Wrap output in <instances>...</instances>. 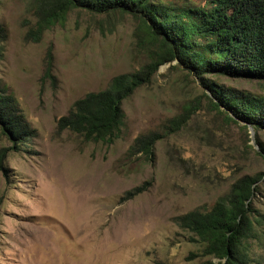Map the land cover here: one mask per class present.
Instances as JSON below:
<instances>
[{
  "label": "rangeland",
  "instance_id": "obj_1",
  "mask_svg": "<svg viewBox=\"0 0 264 264\" xmlns=\"http://www.w3.org/2000/svg\"><path fill=\"white\" fill-rule=\"evenodd\" d=\"M41 9L40 0H0V89L33 132L18 147L0 129V264H199L201 245L173 218L209 209L244 175L261 177L252 198L259 223L247 249L254 264H264V154L257 144L264 146V131L226 120L208 89L175 61L122 103L113 143L58 130L77 99L139 70L158 46L124 12L74 8L37 33ZM203 78L264 95V80ZM185 114L182 126L171 125ZM149 133L159 136L152 155H130L134 140ZM138 186L145 191L125 200Z\"/></svg>",
  "mask_w": 264,
  "mask_h": 264
},
{
  "label": "trees",
  "instance_id": "obj_2",
  "mask_svg": "<svg viewBox=\"0 0 264 264\" xmlns=\"http://www.w3.org/2000/svg\"><path fill=\"white\" fill-rule=\"evenodd\" d=\"M42 18L37 33L63 20L66 13L81 8L91 13L132 14L138 29L153 40L155 53L139 70L114 76L108 85L77 99L56 123L85 142L111 144L120 137L124 122L122 103L140 86L150 82L158 67L175 61L208 89L207 99L224 118L253 131H264V95L232 88L224 89L204 76L214 78L264 80V0H201L197 5H175L163 0H40ZM2 30L0 28V35ZM157 40V41H155ZM157 43H155V42ZM13 111V99L0 89V129L4 136L24 144L33 132ZM188 114L173 118L171 125L182 126ZM158 134L137 137L130 155H152ZM260 153L264 146L259 142ZM4 149L0 150V169ZM260 175H244L230 187L229 193L209 209L196 208L173 218L179 229L190 235L189 241L201 245L199 264H254L248 243L256 236L252 198ZM145 191L138 186L125 193L130 199Z\"/></svg>",
  "mask_w": 264,
  "mask_h": 264
},
{
  "label": "water",
  "instance_id": "obj_3",
  "mask_svg": "<svg viewBox=\"0 0 264 264\" xmlns=\"http://www.w3.org/2000/svg\"><path fill=\"white\" fill-rule=\"evenodd\" d=\"M248 128H251V127H248ZM252 129V128H251Z\"/></svg>",
  "mask_w": 264,
  "mask_h": 264
}]
</instances>
